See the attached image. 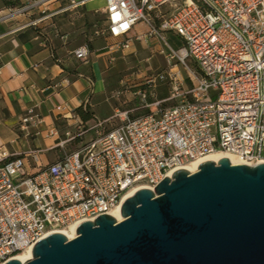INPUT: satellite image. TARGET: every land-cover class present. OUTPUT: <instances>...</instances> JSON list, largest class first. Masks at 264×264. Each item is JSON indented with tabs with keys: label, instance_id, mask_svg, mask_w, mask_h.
Returning <instances> with one entry per match:
<instances>
[{
	"label": "built area",
	"instance_id": "2783aa9c",
	"mask_svg": "<svg viewBox=\"0 0 264 264\" xmlns=\"http://www.w3.org/2000/svg\"><path fill=\"white\" fill-rule=\"evenodd\" d=\"M0 10V22L42 14L51 1L14 0ZM69 7L90 0H68ZM105 27L95 33L115 38L109 53L132 44L138 22L146 34L163 44L169 68L147 82L167 79L170 94L155 100L175 102L136 117L115 114L120 122L102 128V121L80 127L68 140L91 132L89 139L56 162L27 172L25 158L39 150L9 152L0 146V264L31 249L51 232L75 228L83 221L111 214L132 189H153L165 176L214 152L231 154L244 164L264 163V0H103ZM180 39L173 47L165 38ZM136 39L142 35L137 34ZM86 45L74 50L86 60ZM114 57L110 56L109 60ZM185 86L175 61L187 67ZM141 108L149 90L136 92ZM113 117V116H112ZM42 117L32 106L21 116L19 129L39 126Z\"/></svg>",
	"mask_w": 264,
	"mask_h": 264
},
{
	"label": "water",
	"instance_id": "95a60500",
	"mask_svg": "<svg viewBox=\"0 0 264 264\" xmlns=\"http://www.w3.org/2000/svg\"><path fill=\"white\" fill-rule=\"evenodd\" d=\"M75 236L51 232L4 264H264V163L202 161L124 199Z\"/></svg>",
	"mask_w": 264,
	"mask_h": 264
},
{
	"label": "crops",
	"instance_id": "0c3cea01",
	"mask_svg": "<svg viewBox=\"0 0 264 264\" xmlns=\"http://www.w3.org/2000/svg\"><path fill=\"white\" fill-rule=\"evenodd\" d=\"M6 1L0 0V10ZM94 1L78 7H69L68 0L51 1L44 7L46 17L35 25L24 24L42 14L0 22V146L9 152L39 150L36 158H25L29 173L56 162L70 151L72 142L68 136L80 127L102 121L104 128L115 114L123 116L125 112L136 117L147 113L145 109L157 108L154 101L147 108H141V102L135 103L136 96L132 95H137V91L122 101L117 98L113 105L104 99V105L110 56L133 64L137 75H143L147 69L158 70L167 62L160 51L162 42L147 36L148 28L143 22L130 31L132 44L128 48L109 53L107 44L115 38L95 33L105 27V21L101 12L104 1L99 5ZM137 34L142 38L136 39ZM165 38L173 47L180 45V39L171 32ZM82 45L89 51L86 60L74 55V50ZM168 96L162 94L157 100ZM30 106L43 121L21 131V116ZM83 142H73L71 150Z\"/></svg>",
	"mask_w": 264,
	"mask_h": 264
},
{
	"label": "rangeland",
	"instance_id": "374dc122",
	"mask_svg": "<svg viewBox=\"0 0 264 264\" xmlns=\"http://www.w3.org/2000/svg\"><path fill=\"white\" fill-rule=\"evenodd\" d=\"M102 0H95L94 4H101ZM174 66V71L179 72V74L184 79L183 83L185 86H189L190 79L188 77L189 70H197L196 63L192 59H188L186 61L187 67L183 64L176 62L172 63ZM169 66H163L162 68L158 70H146V72L143 75H137L136 67L133 66V64L127 63V61L123 59H116L114 57L113 60H109L108 62V70L105 74V91L103 93V100H108L109 103L112 105L118 101H122L126 99V96L128 94H131L135 91H137L139 88H147L149 90L150 95H147L146 101L152 102L161 97L162 94H170L171 88L169 81L167 79L165 80H156L155 82L148 83L147 79L151 75L159 72V71H167ZM136 96L135 103L141 102L140 98L137 95ZM134 100V98H132ZM104 105L107 103L105 100L103 101ZM175 100H166L164 102H161V104L157 107H166L171 104H173ZM117 104V103H116ZM151 109H154V107H151ZM146 112H149L148 109H145ZM120 122V118L118 116L110 117L104 124V128L108 129L112 127L113 125ZM91 136L90 132H87L81 138L75 137L71 140V145L69 149H72L73 142H83L87 140Z\"/></svg>",
	"mask_w": 264,
	"mask_h": 264
},
{
	"label": "bare ground",
	"instance_id": "6f19581e",
	"mask_svg": "<svg viewBox=\"0 0 264 264\" xmlns=\"http://www.w3.org/2000/svg\"><path fill=\"white\" fill-rule=\"evenodd\" d=\"M222 156H226L229 158V160L231 161V163L235 164V163H242L238 158H236L235 156L231 155V154H226L223 152H214L211 153L209 155H207L206 157L199 159V160H195L192 161L186 165H184L182 168L188 170L189 172H194L197 170L198 165L205 160H212L214 162H217L218 158L222 157ZM136 189H132L129 190L126 194L124 198H127L128 196H130ZM120 207L118 206L116 209H114L111 212V215L113 217H115L116 220H121L122 216L120 213ZM55 232H62L63 234H65L68 238H72L75 236V226H70L69 229H61V230H57ZM15 258L19 259L20 261L24 262L28 259L31 258V249H27L25 252L22 253H18L17 255H15Z\"/></svg>",
	"mask_w": 264,
	"mask_h": 264
},
{
	"label": "trees",
	"instance_id": "16d2710c",
	"mask_svg": "<svg viewBox=\"0 0 264 264\" xmlns=\"http://www.w3.org/2000/svg\"><path fill=\"white\" fill-rule=\"evenodd\" d=\"M15 3V1L14 0H7L6 1V4L4 5V6H7V5H12V4H14ZM78 110H80V109H78ZM81 113H83V111H81ZM89 117V116H88ZM86 118V117H85Z\"/></svg>",
	"mask_w": 264,
	"mask_h": 264
}]
</instances>
